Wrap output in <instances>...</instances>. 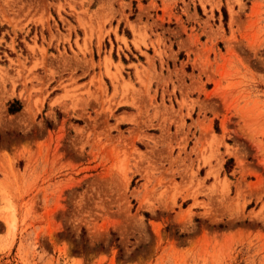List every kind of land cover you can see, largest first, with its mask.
I'll return each instance as SVG.
<instances>
[{"label": "rangeland", "instance_id": "374dc122", "mask_svg": "<svg viewBox=\"0 0 264 264\" xmlns=\"http://www.w3.org/2000/svg\"><path fill=\"white\" fill-rule=\"evenodd\" d=\"M0 264H264V0H0Z\"/></svg>", "mask_w": 264, "mask_h": 264}, {"label": "trees", "instance_id": "16d2710c", "mask_svg": "<svg viewBox=\"0 0 264 264\" xmlns=\"http://www.w3.org/2000/svg\"><path fill=\"white\" fill-rule=\"evenodd\" d=\"M16 111H18V108H10V107H9V109H8V112H9V113H14V112H16Z\"/></svg>", "mask_w": 264, "mask_h": 264}, {"label": "crops", "instance_id": "0c3cea01", "mask_svg": "<svg viewBox=\"0 0 264 264\" xmlns=\"http://www.w3.org/2000/svg\"><path fill=\"white\" fill-rule=\"evenodd\" d=\"M132 64H134V63H132ZM10 108H12V106H9Z\"/></svg>", "mask_w": 264, "mask_h": 264}]
</instances>
